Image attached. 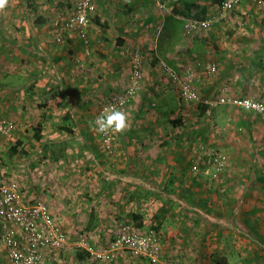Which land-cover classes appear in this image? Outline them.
I'll list each match as a JSON object with an SVG mask.
<instances>
[{"label":"rangeland","instance_id":"rangeland-1","mask_svg":"<svg viewBox=\"0 0 264 264\" xmlns=\"http://www.w3.org/2000/svg\"><path fill=\"white\" fill-rule=\"evenodd\" d=\"M75 1L6 0L0 9V264H128L137 259L111 247L123 227L158 239L160 260L149 264L201 263L205 252L212 264L226 252L231 264H264L263 251L260 262L248 254L264 250V128L254 129L253 113L217 103H264V73L248 60L263 56L264 3L240 0L223 13L212 0H158L162 13L154 0H91L82 37L64 27ZM190 4L217 22L185 34L190 17L178 12L203 17L185 12ZM172 15L181 23L160 45ZM185 86L190 99L180 96ZM112 107L128 127L97 133L95 118ZM128 151L136 157L124 172Z\"/></svg>","mask_w":264,"mask_h":264},{"label":"built area","instance_id":"built-area-1","mask_svg":"<svg viewBox=\"0 0 264 264\" xmlns=\"http://www.w3.org/2000/svg\"><path fill=\"white\" fill-rule=\"evenodd\" d=\"M102 3L106 2L107 0H98ZM157 1V6L163 13V5L159 4L160 2ZM240 0H222L220 4L215 5V7L224 12L231 10L235 5H237ZM95 10V6L92 4L91 0H76L74 4L71 5L69 9V13L66 15L67 20L65 21L64 27L66 31H73L78 32L82 37L86 33L88 25L90 23L89 17L91 16L92 12ZM222 18V16L220 17ZM184 30L185 34H191L192 32L198 31H207L210 28V24L217 22V19L214 21L206 18L201 20L195 19H184ZM197 32V31H196ZM167 70V74L169 78L172 79L174 75H172V69H168L165 67V71ZM191 69H186L183 73L186 75V79L189 80L192 75ZM175 78V77H173ZM188 87H183L180 96L183 99H190L188 95H186V91ZM184 92V93H183ZM191 93V92H190ZM128 97V93H127ZM219 105L224 106H231L233 108L242 109L249 113H253L259 117L264 118V103L259 101H255L253 99H238L233 97H226L225 95L218 99L217 102ZM205 105H210L208 102H205ZM118 232L119 236H117L115 242L112 244L113 250L123 251V253L128 254V256L134 257V259H143L151 263H158L161 257L160 254V245L158 239L154 236L146 237L141 236L138 232L130 231L128 227H123ZM113 257V255L111 254Z\"/></svg>","mask_w":264,"mask_h":264},{"label":"crops","instance_id":"crops-1","mask_svg":"<svg viewBox=\"0 0 264 264\" xmlns=\"http://www.w3.org/2000/svg\"><path fill=\"white\" fill-rule=\"evenodd\" d=\"M149 1H151V0H149ZM70 9V8H69ZM122 12H125L124 11V9L122 8ZM158 13V12H157ZM148 20H150L149 22L150 23H152V20H153V17H151V15L150 16H148V19H145L144 20V22L143 23H145L146 25L148 24V22L146 23V21H148ZM163 21H164V18H163ZM162 27H163V25H162ZM162 27H161V29H162ZM262 36H264L263 34H262ZM128 46V44L126 43V42H124L123 40H122V45H118L117 43H116V48H118V49H120L121 51H120V53H123L124 51H125V49H126V47ZM262 46L263 45H261V46H259V47H257V48H262ZM256 56L257 55H253V57H251V55H248V60H249V66H250V69L252 70V68L251 67H253V66H255L256 68H258V70H260L259 72H263L264 73V69H261L260 67H262V68H264V52H263V56L259 59V58H256ZM168 63H170L169 61H168ZM231 65V64H230ZM260 68V69H259ZM230 71H231V69H230V67H227V68H224V69H222V70H220L219 69V74H221V77H222V79L224 78V77H229V74H230ZM263 78H264V76H263ZM257 79H259L258 77H257ZM252 80H254V79H252ZM245 81V80H244ZM251 81V80H250ZM236 84L238 83L237 81L235 82ZM251 83H253L252 81H251ZM255 84V83H254ZM257 94H256V96L258 97V99H259V97L260 98H264V89H262V90H257V92H256ZM260 100V99H259ZM75 109L76 108H72V110H68V112H70L71 114H70V116H71V118L73 119V120H76V116H74L73 114H72V112H74L75 111ZM243 113V112H242ZM230 114H235L236 115V111H231V113ZM244 114V113H243ZM247 114V113H246ZM255 116H257V115H254V117L253 118H257V120L259 121V123L257 124V125H254V129L255 130H259L260 128H264V122H261V123H263V124H261L260 123V120H261V118L259 117V116H257V117H255ZM153 122V121H152ZM149 130V127H146V129L145 130ZM264 130V129H263ZM126 139L124 138L122 141L123 142H126L125 141ZM238 143V142H237ZM146 155H143V158L145 157ZM134 157H136V156H134V155H131L130 154V152L128 151V153H124V154H121L120 155V160L121 161H123L122 159H124V160H126V164L125 163H123L122 164V166H121V168L124 170V172L125 171H127L128 169H126V165H129L130 164V162H129V160L130 159H133L134 160ZM122 158V159H121ZM135 159H138V158H135ZM131 165L133 166V162H131ZM159 166H161L160 164H159ZM139 168V170L143 173V175L145 174V172L147 171V170H145L144 168V166H141V167H138ZM175 169V171H180L181 169L180 168H175V167H172V170H174ZM147 172H149V169H148V171ZM126 174H127V176H129V172H126ZM177 174H179L180 175V173H177ZM153 175V174H152ZM122 180V179H121ZM112 184H114V183H110L109 185H112ZM118 186H120V184L118 183L117 184ZM122 186H123V184L121 185V187L120 188H118L116 185L115 186H108V188H99L100 190L98 191V192H100V193H102V194H104L105 193V191L104 190H107V192L108 191H112V192H117L118 191V189H122ZM106 187V186H105ZM152 186L150 185V188H151ZM95 189H97V188H95ZM152 189V188H151ZM154 189V188H153ZM153 189L152 190H150V189H148V193H151L152 191H153ZM123 191H125V189L123 190ZM119 204H122L121 202H119ZM117 205L116 207H120V205ZM110 205H107V207H109ZM229 219H230V217H229ZM232 221H235L236 222V219H235V217H233L232 219H231ZM170 236H172V235H170ZM167 242H165V243H163V244H166V245H164L163 246V257L166 255V258L168 259L169 257L171 258V256H172V251H171V249H172V237H169V235L167 236ZM180 239H181V242H187V240L185 239V236H182V237H180ZM170 243V244H169ZM204 243V242H203ZM205 244H206V241H205ZM184 245V243L182 244V246ZM181 246V247H182ZM182 249H183V247H182ZM180 250V249H179ZM250 250V252L248 253L249 254V256H254V259H255V261H259L260 262V260H259V253H260V251L262 252H264V250H259V249H257V248H250L249 249ZM171 251V252H170ZM226 254L227 255H225L224 254V256H221V259H224V260H226V262L228 263V264H231L230 262H231V260H230V258H229V256H231L228 252H226ZM205 255H206V257H207V259L208 260H202V262L200 263L199 261H198V263H196V264H212L211 263V260H209V253H206L205 252ZM81 257H83L82 255H77V258H80V259H82ZM165 258V257H164ZM165 258V259H166ZM249 259V263H247V264H255L256 262H253L252 260H250V258H248ZM80 261V260H79ZM164 262H165V260H163ZM168 261H169V259H168ZM196 261V260H195ZM124 262H128V264H149V262L148 261H146V260H143V259H137L136 261H134V260H132V261H130V260H128V259H126ZM164 262H160L161 264L162 263H164ZM170 262V261H169ZM193 262L194 261H190V264H193ZM263 262H264V260H263ZM262 262V263H263ZM159 263V264H160ZM168 262H166V264H167ZM169 264V263H168Z\"/></svg>","mask_w":264,"mask_h":264},{"label":"trees","instance_id":"trees-1","mask_svg":"<svg viewBox=\"0 0 264 264\" xmlns=\"http://www.w3.org/2000/svg\"><path fill=\"white\" fill-rule=\"evenodd\" d=\"M259 1L264 3V0H259ZM221 2H222V0H212V4H214V5L220 4ZM193 8L195 10H199V12L203 15V17H198L196 15H188L187 13H183V11L180 12V13L178 12V15L179 16H184V17H187V18L190 17V18L195 19V20L205 19L204 18L205 14H206L205 7H200V6L195 5V4H190V5L186 6V11L185 12H190V10L193 9ZM173 18H174L173 15H172V17L171 16H165L164 17V24H163L162 30H161V32L159 34V37H158V42L160 43V45H162V43H164L166 40H170V38L174 35L173 31L174 30L176 31L177 22L181 23L180 19L175 20V23H174V19ZM149 21L150 20L146 21V23L149 22ZM117 44L118 45H122V41H119ZM170 64L172 65V69H175V70L179 71V68L176 66L175 63L173 64V63L170 62ZM198 107H199L201 112H205L206 109L208 108V105H200ZM39 127H40V125H38V129H36V131L40 129ZM34 138L36 140H39V131H37V133L34 135ZM134 219L137 221L139 218L137 216H134ZM136 227H138V228L142 227L141 222L137 223ZM217 264H228V263L226 262V260L221 259V260H219L217 262Z\"/></svg>","mask_w":264,"mask_h":264},{"label":"clouds","instance_id":"clouds-1","mask_svg":"<svg viewBox=\"0 0 264 264\" xmlns=\"http://www.w3.org/2000/svg\"><path fill=\"white\" fill-rule=\"evenodd\" d=\"M6 0H0V9L5 7ZM128 127V115L115 108L106 110L94 120L95 131L99 134L112 131L116 133L123 132Z\"/></svg>","mask_w":264,"mask_h":264}]
</instances>
